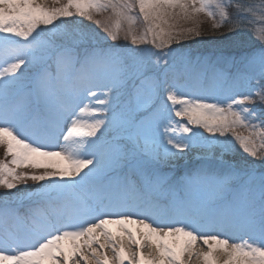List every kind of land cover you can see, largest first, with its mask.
I'll use <instances>...</instances> for the list:
<instances>
[{"label": "snow or ice", "instance_id": "1", "mask_svg": "<svg viewBox=\"0 0 264 264\" xmlns=\"http://www.w3.org/2000/svg\"><path fill=\"white\" fill-rule=\"evenodd\" d=\"M0 146V264H264V0H0Z\"/></svg>", "mask_w": 264, "mask_h": 264}, {"label": "rangeland", "instance_id": "2", "mask_svg": "<svg viewBox=\"0 0 264 264\" xmlns=\"http://www.w3.org/2000/svg\"><path fill=\"white\" fill-rule=\"evenodd\" d=\"M108 13H105L104 16H107ZM97 18H104V17H97ZM199 19L203 22L201 25H200V31L203 32L204 30L206 31L207 30V27L208 26V23H210V27L212 26V21L203 13L200 14L199 16ZM142 24L138 25V29L139 30H142V28L140 27ZM182 26L187 28V27H192V24L191 23H183L182 22ZM66 28H69V29H74V28H79V27H84L86 30L90 31V32H95V28L94 26L92 25L91 22H88V21H84L83 24H81L79 21H77L75 24H70V25H66L65 26ZM103 42V41H101ZM187 42V41H185ZM189 51H192V50H189ZM193 53H196V54H201V53H197L195 51H192ZM207 55V54H205ZM241 131L243 132L244 130L241 129ZM5 158V149L3 146H0V159H4ZM235 159L237 160V162H239L240 164H249V165H252L253 164V161L247 157L246 155L244 154H241L239 152H237L235 154ZM181 161H184L183 164H181L180 166L178 165L174 171H175V174L179 175L182 170L186 167V166H191L194 162H195V159L194 157H190L188 160H181ZM257 162V163H256ZM255 164H254V167L257 171V174H259L261 171H264V165L260 164L259 161H256ZM31 171V170H30ZM42 171V169L40 170ZM36 182L34 183H31V181H28V184L29 185H35ZM22 188H23V185H22ZM5 190L4 189H0V194H2ZM15 191V190H13ZM13 201L15 200V197L12 198ZM3 200H4V197L3 195H0V205H2L3 203ZM18 203V202H16Z\"/></svg>", "mask_w": 264, "mask_h": 264}, {"label": "trees", "instance_id": "3", "mask_svg": "<svg viewBox=\"0 0 264 264\" xmlns=\"http://www.w3.org/2000/svg\"><path fill=\"white\" fill-rule=\"evenodd\" d=\"M231 11L234 12L235 10L233 9ZM208 26L207 30H204L200 37L184 42L186 50H192L201 54H211L213 52H217L223 47L224 41L221 40V33H225L226 35L230 34L227 33L225 28H221L217 31L214 30L212 26L210 27V23H208ZM140 27L143 28V25ZM225 51L227 52L228 50ZM231 52L234 54L235 50H231Z\"/></svg>", "mask_w": 264, "mask_h": 264}, {"label": "bare ground", "instance_id": "4", "mask_svg": "<svg viewBox=\"0 0 264 264\" xmlns=\"http://www.w3.org/2000/svg\"><path fill=\"white\" fill-rule=\"evenodd\" d=\"M184 163V161H179V162H177V164H176V166H175V168L179 165H181V164H183ZM31 183H34L33 181H31ZM21 188H22V185L20 186ZM147 241H145V244L147 245ZM151 249H149L147 246L144 248V252H145V255H147L148 253H149V251H150ZM129 251H136V248H135V246H131V247H129ZM194 251H197V252H203V251H207V248H206V246H204L202 243H197V245L195 246V248H194ZM107 254H108V256L110 257V258H112L113 256H114V253H113V251H112V249L111 248H108L107 249ZM224 259V257H221V261ZM189 264H200V261H198L197 259H193L192 261H190L189 262Z\"/></svg>", "mask_w": 264, "mask_h": 264}]
</instances>
